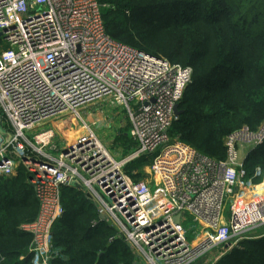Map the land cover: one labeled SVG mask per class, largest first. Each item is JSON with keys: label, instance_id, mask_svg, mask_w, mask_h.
I'll return each mask as SVG.
<instances>
[{"label": "built area", "instance_id": "1", "mask_svg": "<svg viewBox=\"0 0 264 264\" xmlns=\"http://www.w3.org/2000/svg\"><path fill=\"white\" fill-rule=\"evenodd\" d=\"M191 71L111 38L99 0H0V178L19 165L31 173L38 211L20 228L32 264L59 256L51 231L70 185L89 192L145 264H191L218 246L221 256L264 225V172L248 176L238 153L264 141V120L227 134L221 161L169 134ZM95 103L125 111L135 146L121 160L80 116ZM69 114L86 128L61 147L52 130L46 141L38 137L50 131L27 136ZM142 156L148 172L134 178L124 167Z\"/></svg>", "mask_w": 264, "mask_h": 264}, {"label": "trees", "instance_id": "2", "mask_svg": "<svg viewBox=\"0 0 264 264\" xmlns=\"http://www.w3.org/2000/svg\"><path fill=\"white\" fill-rule=\"evenodd\" d=\"M99 2L111 38L191 68L178 102L182 113L169 129L171 136L221 161L227 134L243 125L256 129L263 122L264 0ZM115 140L130 142L129 149L135 146L127 132L118 133ZM146 162L142 156L126 167L131 171ZM258 166L264 167V141L243 160L248 176ZM30 178L23 165L13 176L0 178V264H32L31 235L20 228L38 211ZM81 189L62 188L63 214L51 231L59 256L50 264H139L130 244L100 217L92 196ZM248 233L214 264H264V231Z\"/></svg>", "mask_w": 264, "mask_h": 264}, {"label": "rangeland", "instance_id": "3", "mask_svg": "<svg viewBox=\"0 0 264 264\" xmlns=\"http://www.w3.org/2000/svg\"><path fill=\"white\" fill-rule=\"evenodd\" d=\"M101 114H103V117L100 118ZM80 116L84 120V122H86L85 124L90 127V129L96 134L101 142L109 149L115 159L121 160L128 154L129 147H131L130 142L123 143L122 141L116 142L115 140L118 133L126 134L129 129L128 119L126 117L124 109L121 106L107 103H95L80 108ZM85 124L77 116L74 117L72 114L64 115L59 119L48 121L36 126L35 132L31 133V136L30 134L27 136L30 140H32L34 135H38L40 132L44 133L46 131L52 130L53 136L50 138L51 143H57L56 145L61 147L62 144L66 143V141H71V139H73L77 134L83 132L86 128ZM250 148V145L238 144L239 161L243 160ZM147 161L148 162L143 164L140 168H134L131 169V171L127 169L126 166L128 164H126L124 170L128 173H131L133 170H137L139 174L143 173L142 176H145L147 174L146 172H148L147 170L150 166L151 158H147ZM262 172H264V167L262 168L258 166L254 169L253 174H260ZM81 190L84 192L86 191L85 189ZM110 223L115 227L118 235H121L125 240L123 233L119 231L114 222L110 221ZM262 231H264V225L256 228L255 230H252L248 234H259ZM125 242L127 241L125 240ZM131 249L133 250L132 246ZM223 250L224 248L222 246L212 248L211 250L203 254L196 261V263L211 264L215 258H220L222 256H219V254L222 253ZM139 264L145 263L141 261L139 262Z\"/></svg>", "mask_w": 264, "mask_h": 264}, {"label": "water", "instance_id": "4", "mask_svg": "<svg viewBox=\"0 0 264 264\" xmlns=\"http://www.w3.org/2000/svg\"><path fill=\"white\" fill-rule=\"evenodd\" d=\"M174 112H175L176 115H180V114L182 113V110L179 109L178 104H176V105L174 106ZM0 133H4V130H3V128L1 127V125H0ZM101 218H104V216L101 215ZM178 218H179V216H176V217H175V221H178Z\"/></svg>", "mask_w": 264, "mask_h": 264}, {"label": "bare ground", "instance_id": "5", "mask_svg": "<svg viewBox=\"0 0 264 264\" xmlns=\"http://www.w3.org/2000/svg\"><path fill=\"white\" fill-rule=\"evenodd\" d=\"M51 134V131L47 134H44L43 136H39L38 137V140H41V141H46L47 140V137Z\"/></svg>", "mask_w": 264, "mask_h": 264}, {"label": "crops", "instance_id": "6", "mask_svg": "<svg viewBox=\"0 0 264 264\" xmlns=\"http://www.w3.org/2000/svg\"><path fill=\"white\" fill-rule=\"evenodd\" d=\"M99 116V115H98ZM103 117V114L100 115V118ZM105 117V116H104ZM110 127V126H108ZM261 178V175L257 176V179H260Z\"/></svg>", "mask_w": 264, "mask_h": 264}]
</instances>
